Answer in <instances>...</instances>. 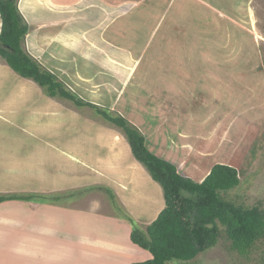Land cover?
I'll return each mask as SVG.
<instances>
[{
	"label": "rangeland",
	"instance_id": "1",
	"mask_svg": "<svg viewBox=\"0 0 264 264\" xmlns=\"http://www.w3.org/2000/svg\"><path fill=\"white\" fill-rule=\"evenodd\" d=\"M82 1L18 0L31 27L21 48L66 90L124 117L143 135L148 151L173 163L182 176L199 182L214 165H232L240 184L222 193L224 199L264 211V0L247 5L246 0H224L220 13L199 0H162L149 10L151 23L164 15L145 51L143 33L136 35L133 24L125 31L97 32L103 27L97 22L100 12L92 9L97 2ZM134 2L122 0L121 12ZM155 5L145 0L140 7ZM233 6L235 15L228 11L223 17ZM136 17L130 14L126 21ZM126 39L132 40L131 50L117 42ZM191 40L195 48L184 45ZM202 49L210 52L205 55L210 62L198 61ZM140 52V60L128 55ZM0 65L5 66L0 67V198L17 199L0 207V250L38 264L44 249L63 261V244L53 243L49 233L73 213L113 219L111 227L121 222L141 229L137 221L152 223L165 207L163 193L133 158L121 130L89 107L47 95L1 57ZM29 87L37 90L28 93ZM189 146L200 154L188 152ZM33 219L52 226L32 229ZM229 247L221 237L212 249L180 264H264V242L252 260Z\"/></svg>",
	"mask_w": 264,
	"mask_h": 264
},
{
	"label": "trees",
	"instance_id": "2",
	"mask_svg": "<svg viewBox=\"0 0 264 264\" xmlns=\"http://www.w3.org/2000/svg\"><path fill=\"white\" fill-rule=\"evenodd\" d=\"M0 57L22 78L37 84L47 95L59 96L77 107H89L124 134L133 158L147 171L163 193L164 209L145 230L132 224L129 239L147 251L151 258L130 264L185 263L215 247L221 237L229 241L230 251L252 260L259 243L264 242V211L244 208L222 196L240 184L234 167L216 164L201 182L182 176L174 164L163 160L145 146L143 135L119 114L100 108L66 90L58 77L43 69L21 48L28 35L18 9V0H0ZM15 198H0V203Z\"/></svg>",
	"mask_w": 264,
	"mask_h": 264
},
{
	"label": "crops",
	"instance_id": "3",
	"mask_svg": "<svg viewBox=\"0 0 264 264\" xmlns=\"http://www.w3.org/2000/svg\"><path fill=\"white\" fill-rule=\"evenodd\" d=\"M80 1H82V0H76V2H80ZM144 1L145 0H143V1L135 0V2L132 4L131 10H129L128 12H126V11L121 12L122 0H96L97 3L92 2L91 4L94 6L92 9L95 12L97 10L100 12L101 18L97 19V22L99 20H101V23L103 24V27L100 30H98L97 32H103V33H109L110 34V33L115 32L117 29H118V31H125V30H127L126 25L133 24L134 27L137 28L136 35H138L139 33H143L144 40H142V42L140 43L141 44L140 46H141V50L143 49L145 51V48L147 47L149 41L157 33V29H158L160 21L162 20L163 15H164V11L162 12V15L160 16V18H159V16L157 18H153L152 19L153 22L151 23L149 17H152L153 13L149 12V10L160 7L159 5H161L162 0H149L150 2H155L156 5L152 8H148V7H144V8L142 7L141 8L140 5ZM250 1L251 0H246V5ZM82 2H84V1H82ZM198 2H200L204 7L209 8V9H211L210 7L212 6L213 10L212 9L211 10L212 11L216 10L217 13H220L219 10L223 6H227V4H226V2H224V0L223 1L222 0H203V1L199 0ZM227 2L229 3V0H227ZM84 3H83V5H84ZM246 5H245V7H246ZM208 6H210V7H208ZM118 7H120V8L118 9ZM235 7L238 8V6H235ZM138 8H141L142 10L136 14L135 11ZM234 9L235 8L233 6V8L231 10L228 8L227 11H223L222 12V15H224L223 17H225V16L229 17L228 13H226L228 11L231 13L232 16H234L235 15ZM130 14L137 16L136 18H134L135 21L134 20L126 21L127 17ZM175 19H177V16L172 18L173 21H171V23H174ZM40 23H42V22H40ZM175 23H178V22L175 21ZM186 23H188L187 26H189L190 22L187 21ZM148 24H150V25L148 26ZM1 26H2V22L0 19V32H1ZM203 27H204V29L206 28L205 25ZM203 27H202V29L200 28V31L203 30ZM239 28H244V30L246 32L251 31L250 28H248L246 25H245V27L242 25H239ZM30 30H31V27H29V33H30ZM255 32H254V34L256 36V39L259 41L263 40L257 34V32L256 33ZM108 37H109V39H112L110 35ZM191 37H193L192 34H191ZM112 40H117V39H112ZM127 41L128 40L126 39V41L120 40L117 42H120L119 43L120 48L122 47V48H126L127 50H131V47L132 46L134 47V45L132 44V40L130 41V43H127ZM194 44H195L194 40L193 41L191 40V44L190 43H186V44L184 43L185 46H191V47L193 46V48H195ZM213 44H215V43H213ZM160 46H158V47H160ZM111 47H112V45H111ZM198 48L201 49V46L198 45ZM126 49L123 53H127ZM201 52L203 55L202 58L198 57V61L200 63H202V62L208 63L207 59H208V61L209 60L211 61V58L208 56H206L207 59H205L206 53L210 54V52H208V50L202 49ZM223 53H224V58H225L226 54H225V52H223ZM142 54H143V52H140L139 56L136 57L137 56L136 53L133 55H131V53L130 54L128 53V55L131 56L133 61H135L136 59L140 60L141 58H143L144 55H142ZM144 54H145V52H144ZM221 59H222L221 57L217 56L216 61L221 63ZM225 63H226V60H225ZM0 67L3 69L5 68V66H2V65H0ZM225 71H227V70H225ZM3 80H4V75L2 74L0 76V82L2 83V85H3ZM8 80L12 81L13 79H12V77L9 76ZM2 85L0 86V90L3 89ZM22 89L23 88L20 89L17 97L20 94H23ZM13 90H16V88ZM35 90H37V89H35L34 87H29L28 93L30 92L32 94L33 92H35ZM0 96H1V91H0ZM10 100H12L14 102L18 101L17 99H14V100L10 99ZM17 103H19V102H17ZM114 105H115V103H113L112 108L110 110H112L114 108ZM22 109L25 110V108H23V107H22ZM30 114L31 113L29 112L28 115H30ZM114 138H115V136H114ZM187 151L197 153L191 146L188 147ZM197 154L198 155L200 154V149H199ZM195 156H197V155H194V157ZM226 165L233 167L230 164H226ZM176 168H177V171H179V168L178 167H176ZM209 171L210 170H208L206 172L205 176L208 175ZM205 176L201 180H199V182H201L205 178ZM150 181H152L151 178H150ZM152 182L155 183L154 181H152ZM155 184H157V183H155ZM118 185L120 186V188H121V186H123L120 183H118ZM122 190L124 191V189H122ZM147 202H148L147 206H152L151 202H149V201H147ZM10 204H11L10 202H5V203L3 202V203H0V207L1 206H8ZM92 211L99 212L96 209H93ZM75 214L76 213H73L71 218H69L67 216L66 219H63V225L59 224L56 227L53 226L52 228L54 231L52 233H49V234H51V241L53 243H57V244L62 243L63 244V261H62V256H58L55 253H52V255H46V253H45L46 250L42 249L43 250V252H42L40 249V255L42 254L40 259L43 261L39 262L38 264H130L133 262L146 261V260L151 258V255L147 251L139 248L137 245H134L130 241L129 234H130L131 229L128 225L126 226V225H122L121 222H116V225L113 224V226L111 227L110 225L114 222L113 219H90V218H87L85 214H79L78 213L79 215L74 216ZM33 220L34 221L32 222V225H30L32 227V229L34 228L33 225H37V229H42V231H44V229L47 230V227L52 226V225L46 226L40 219H38L37 221L35 219H33ZM12 223L15 224L16 221H14ZM137 223H138L137 225L140 226L142 230H144L145 226L149 225V222L145 223V222L137 221ZM116 226H117V228H116ZM52 228H48V229H52ZM13 229H15V228H13V227L8 228L7 232H13ZM49 231H51V230H49ZM29 253H31V251H29L28 254ZM33 260H35V259H33ZM55 260L58 261V263ZM0 264H37V263L26 261L24 259H20L17 255L11 253V251H10V255H8V254L4 253L3 250H0Z\"/></svg>",
	"mask_w": 264,
	"mask_h": 264
},
{
	"label": "bare ground",
	"instance_id": "4",
	"mask_svg": "<svg viewBox=\"0 0 264 264\" xmlns=\"http://www.w3.org/2000/svg\"><path fill=\"white\" fill-rule=\"evenodd\" d=\"M256 33V32H255Z\"/></svg>",
	"mask_w": 264,
	"mask_h": 264
}]
</instances>
